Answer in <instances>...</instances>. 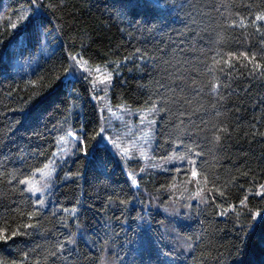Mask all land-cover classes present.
<instances>
[{
  "label": "trees",
  "instance_id": "trees-1",
  "mask_svg": "<svg viewBox=\"0 0 264 264\" xmlns=\"http://www.w3.org/2000/svg\"><path fill=\"white\" fill-rule=\"evenodd\" d=\"M245 2L251 0H203L207 6L199 11L186 8L177 13L151 0H52L57 11L49 15L55 31L47 45L37 50L30 32L19 27L24 23L19 17L32 10V0H0V139L16 119L12 110L23 106L49 78L62 73L68 56L79 53L92 70L93 80L113 73L110 88L102 85L92 92L83 80L78 83L82 100L77 103L82 107L68 123L59 126L63 112L56 106H64L62 95H57L50 98L54 103L46 105V119L30 126L39 135H21L24 130L20 129L10 137L15 143L0 154V235L10 237L0 240V264H76L78 260L81 264H139L149 258L157 260L160 249L171 254L164 264L169 260L174 264H235L233 245H239L237 234H244L239 227L243 218L237 220L239 201L247 196L249 208L264 206V199L254 195L258 185L264 184V136L258 134L264 132V77H251L252 63L240 55L255 53L264 64L259 43L264 22L254 25L245 19L238 28L229 27L232 19L238 22L237 12L248 17L239 7ZM141 20L144 23L138 24ZM12 24H18V29L11 28ZM54 49L56 56H50ZM174 57L189 63L179 70L164 63L173 62ZM214 57L220 61L214 65L217 69L223 67L224 59L234 65L230 77L227 67L225 74L216 72L220 85L230 84V89L221 87L218 94L212 93L214 81L209 76L193 70L200 68L196 61L207 66ZM170 73L181 79H171ZM158 83L175 89V95L182 97L180 102L171 103L173 94L158 88ZM161 94L169 97L170 113L152 109L153 102L157 109L166 106L158 99ZM181 111L190 117H181ZM112 113L120 120L112 121ZM93 115L96 120L88 124L87 135L93 134V128L99 131L103 123L106 135L116 143V137L120 138L122 145L134 140L136 150L123 159L109 155L102 169L82 168L70 148L65 159L53 160L64 149L65 145L60 147L63 143L71 150L75 147L65 135L68 125L79 128ZM189 119L202 130L194 137L197 147L188 154V159L196 161L198 183L189 174L187 160L176 159L192 143L182 134L184 127L192 130ZM213 126H226L230 136L215 143ZM197 152L202 155L196 156ZM47 165L53 166L47 167L52 172L50 183L42 181L36 186L40 192L26 191ZM129 173L137 177L138 189L131 185ZM224 185L228 186L226 196L219 198L212 190ZM197 192L199 197L194 195ZM41 195L44 209L33 204ZM229 203L234 211L216 214L221 210L217 204L226 207ZM33 208L40 214L29 217ZM25 224L34 227L25 229ZM73 232L75 242L68 245L65 237ZM137 233L156 234L150 253L136 251L132 242ZM57 243H64V248L52 257L49 253L57 251ZM240 264H264L259 233L251 237Z\"/></svg>",
  "mask_w": 264,
  "mask_h": 264
},
{
  "label": "snow or ice",
  "instance_id": "snow-or-ice-1",
  "mask_svg": "<svg viewBox=\"0 0 264 264\" xmlns=\"http://www.w3.org/2000/svg\"><path fill=\"white\" fill-rule=\"evenodd\" d=\"M152 3L157 5H163L164 7L170 9L173 12L182 13L186 8L193 9L195 11H199L200 9L206 7L207 5L203 3V0H151ZM241 9L246 10L248 12V17L241 16L239 12L236 13L237 19H232L229 23L230 28H238L239 26L243 25L245 22V19H250L252 24H257L258 22H264V0H259L257 3L256 0H251V2H245L242 3L239 6ZM57 11V6L52 3V0H49V3L46 5L43 3V0H32V10L31 11H25L23 15L19 17V21L24 22L22 25H19V27L24 28L28 32H30L31 36L35 40L37 50L41 49L42 47L46 46L49 41V35L50 33H53L55 30L52 27V19L50 18V13H55ZM254 14V19H251V17ZM138 24L144 23L142 20L137 22ZM195 23V21H193ZM11 28L18 29V24H12ZM187 30V26H186ZM183 36V33L180 34ZM260 45L262 46L260 48V53L264 55V37H262L259 41ZM187 49V46H186ZM137 52L140 50L137 49ZM50 56H56V50L54 49L50 54ZM216 55H219L217 53ZM229 57H235V59H239V57H236L234 53H229ZM241 56H244L245 59L249 60L250 63H252V68L250 70L249 75L253 78L260 76L264 77V64H261L259 60L256 57V54L253 53L252 57H248L246 53H241ZM48 58L47 56L45 57ZM69 64L67 67H63V72L58 73L55 76H52L48 79V83L43 85L40 91L34 92L23 104V106L13 109L12 114L16 117L15 120H13L10 124V131L4 133V139H0V154H3L4 149L8 147L10 144H14L15 141L13 139H10V137H13L18 130L23 129L24 131L21 133L23 135L24 133H28L29 135H39L38 132H36L34 129H32L30 126L33 124V122L43 121L46 119V113L47 108L46 105L49 103H54V98L57 95H62V99L60 100V104L64 107L61 109L59 105L56 106L57 111H62L63 115L60 117V124L59 126H62L65 123H68V120L71 116L75 114V110L78 107H82V104H78L77 101L82 100V94L79 91V88L77 87L78 83L83 80L84 83H87L89 86V90L92 92H95L99 86L107 85L109 88L113 84V73L107 72L104 75H98L97 79L93 80L92 77V70L87 66V61L83 59L79 53H74L70 56H68ZM127 59H131V57H128ZM140 59L146 60L147 56H141ZM119 63L118 61L116 62ZM169 67H176L177 70L182 69L185 64H188V61H184L181 63L178 59L175 57L173 58V62L165 61L164 62ZM197 64L200 65V68L203 69V71H200V68L193 69L194 71H199L201 76L207 75L209 76L212 81L211 83V91L213 94H218L219 89L223 87L225 90L230 89V84H224L220 85L218 83L219 77L216 76V72L219 71L221 74L224 73V68L227 67L229 69L227 76H231V71L234 67L232 65L230 59H224L223 60V67H220L217 69L214 67L215 64L220 63V61L216 60L215 57L213 59V64L204 66L203 62L196 61ZM39 66V65H37ZM62 66V65H61ZM247 67V65H245ZM99 74V68L95 70ZM170 78L173 80H179L181 77L179 75H173L169 74ZM45 77H38V79L43 80ZM33 84L36 83V81H32ZM193 85H198L197 81H193ZM201 88V91L203 90L202 85H198ZM158 88H163L165 90V93H172L173 99L171 100V103H179L182 97H178L175 95V89L168 88L166 84H159L157 85ZM184 89H181V92H183ZM10 95V94H9ZM98 99V98H97ZM158 99L163 102L166 106L161 107L157 109L156 102H153L152 109L158 110L159 112H171V107L169 106V97L167 95L161 94V96L158 97ZM220 99L223 100L224 97L220 96ZM184 103H190L188 100H184ZM215 107V105H214ZM150 109L149 111H151ZM198 111H202V108L197 109ZM181 117L189 116V113H186L184 111H181L179 113ZM217 116H220L219 112H216ZM47 118H51L50 116H47ZM96 117L93 115L91 121L84 122L80 125L79 128H72L71 124L68 125L69 130L66 131L65 135L69 138H71L75 142V147L72 148L71 152L75 154V159L77 161L81 162L82 168H87L89 166L96 168V169H102L105 166L106 158L111 156H116L118 159L127 158L128 156V149L122 148L118 143H116L110 135H106V132L108 129L101 123V127L99 131H97L95 128H93V134L87 135L86 131L88 129V124L92 121H95ZM101 121H103V117L100 118ZM143 120H141V123L143 124ZM150 123H157V122H150ZM203 123V121H202ZM182 124V121H181ZM189 124L191 125V132L188 131L187 127H184L182 129V134L187 135L190 140H192V143L187 146V151L184 154H181L179 157H176L181 163H183L185 160H187L191 171L190 176L193 179L197 180L198 183V176L200 173L197 171L196 161L194 159H188V154L191 152L192 148L197 147L195 143L194 137L199 136L201 133V129H199L192 121L189 119ZM56 127V126H54ZM45 128H47V125H45ZM79 133V134H77ZM223 133L224 136L218 134ZM260 136H264V132L258 133ZM230 136V133L228 132V128L226 126L221 128H216L215 126L212 127V140L215 143H221L222 140L226 137ZM64 137H61V140H63ZM178 142L183 143V141L179 140V137L177 138ZM35 154V150L33 153ZM119 154V155H117ZM196 156H201L202 153L197 152L195 154ZM19 171V170H17ZM39 171V170H37ZM142 171V170H141ZM179 171V169H178ZM45 176L51 175V170L49 172L44 173ZM68 175H73V173H68ZM75 175L79 176L80 172L75 173ZM128 178L131 182L132 186H136L137 189L139 187L138 185V179L136 176L132 174H127ZM246 175V173H245ZM215 184V181H212ZM25 183H28L27 178L21 179L19 181L20 185H24ZM45 187H48L45 185ZM228 186L224 185L223 189L219 187H215L212 192L219 198H224L226 196V190ZM26 191L31 193H37L40 192L41 189L35 187L34 184H30ZM194 195L197 197L200 196V193L197 192ZM255 196L260 197L261 199H264V184H260L257 187V190L254 193ZM248 197L246 196L244 199H241L239 201L240 206V212L237 214V220L243 218V223L239 224V227L243 229V236L241 237L239 234H237L236 239L239 241V245H233L236 249V257L237 260L235 264H240V258L244 257L247 253V250L249 248V241L253 235H256L257 233L260 234V244L261 246H264V206H258L256 208H249L247 204ZM121 204H124L125 201L121 200ZM211 203H216L215 199L211 200ZM34 205H38L40 209H44L45 200L43 195L40 196L39 199H36L33 201ZM217 207L221 210L218 211L216 214L219 216H225V214L229 213L230 211H234V205L229 203L226 207H223L222 204H217ZM67 211V209H65ZM40 213L35 208H33L32 211H29L27 215L29 217L38 216ZM63 226L65 228L68 227V224L64 222ZM25 229L29 227H34V225H28L25 224L23 226ZM79 227V225H77ZM13 236L17 235L16 232L12 233ZM76 233H71V235H68L65 237L66 243L68 245L73 244L74 237ZM10 237L8 235H0V240L7 241ZM156 234L150 233L147 236L141 235L137 233V238L134 243L136 245V251L142 252V253H150L152 250V245L155 243ZM187 247L191 248L192 245L189 244ZM64 248V243H57L56 249L57 251H53L49 253L52 257H57L58 252H61ZM158 259L152 260L151 258L146 260H141L139 264H164V258H168L171 254L169 252H165L162 249L157 250ZM76 264H81V262L78 260ZM168 264H174L172 260L168 261Z\"/></svg>",
  "mask_w": 264,
  "mask_h": 264
},
{
  "label": "rangeland",
  "instance_id": "rangeland-1",
  "mask_svg": "<svg viewBox=\"0 0 264 264\" xmlns=\"http://www.w3.org/2000/svg\"><path fill=\"white\" fill-rule=\"evenodd\" d=\"M113 120H120L119 116H117L116 113H112V121H113ZM118 122H119V121H118ZM116 139H117L118 144L120 145V147H122V148H127V149H128V156H130V155L136 150V147H137V146L134 144V140H133L129 145H127V144H126V145H122V143H121V141H120V138L116 137ZM60 142H61V141H60ZM62 142H64V141L62 140ZM64 145H65L64 149L61 150V151L59 150V151L57 152V154L55 155V159H53V160H55V161H60V160H63V159H65V158L67 157V155H68V153H69V148H70V151H71V146H70V145L68 146L66 143H63L60 147L62 148ZM141 146H142V144L140 143L139 148H141ZM143 146H144V148L146 149L145 151H146V154H147V153H148L147 145H144V144H143ZM139 148H138V149H139ZM128 156H127V157H128ZM143 157H144V154H141V155H140L141 160L143 159ZM49 165H50V164H49ZM49 165H47L45 168H47ZM131 165H132V164H129V167H130ZM49 167H52V168H53L52 165L49 166ZM45 168H44L42 174H39V176L37 177V179H34V177H33V178H31V179H28L27 181L30 182V181H32V179H34V180L31 182V184H34L35 187L38 186V185H40V184H43L42 181H45V182H47V184H49V183H50V180H52L53 178H52L51 175H49V176H51V177H49V176H45L44 173L49 172V171L51 170V168H47V169H45ZM51 174H52V172H51ZM45 177H46V178H45ZM48 177H49V178H48Z\"/></svg>",
  "mask_w": 264,
  "mask_h": 264
}]
</instances>
